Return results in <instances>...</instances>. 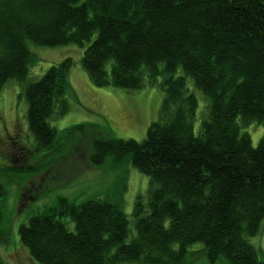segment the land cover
Masks as SVG:
<instances>
[{"label": "trees", "instance_id": "obj_1", "mask_svg": "<svg viewBox=\"0 0 264 264\" xmlns=\"http://www.w3.org/2000/svg\"><path fill=\"white\" fill-rule=\"evenodd\" d=\"M69 45L84 48L96 87L162 90L160 118L142 142L95 139L89 155L91 166L129 162L149 187L131 216L99 197H62L37 211L19 229L32 259L188 264L189 249L202 244L210 264H264L251 243L264 220V136L254 148L241 133L264 125V0H0V90L23 86L43 156L61 150L52 120L69 112L73 61L31 81V47ZM188 80L207 100L198 134ZM6 194L0 184V241Z\"/></svg>", "mask_w": 264, "mask_h": 264}, {"label": "rangeland", "instance_id": "obj_2", "mask_svg": "<svg viewBox=\"0 0 264 264\" xmlns=\"http://www.w3.org/2000/svg\"><path fill=\"white\" fill-rule=\"evenodd\" d=\"M31 51L38 61L30 68L31 81L39 80L52 66L71 58L72 91L68 96L69 112L52 120L61 150L50 154L47 153L51 150L43 151V156L28 128L27 102L21 96L23 86L11 82L0 90V184L7 193L2 208L5 237L0 241V259L6 264H38L22 246L19 229L37 211L55 206L59 198L80 204L99 197L122 206L131 216L136 200L146 197L148 177L127 161L109 158L102 166H91V144L95 139L142 142L151 124L159 120L163 103L159 87L131 92L94 86L82 66L84 48L80 46H32ZM177 74L182 75L180 71ZM188 89L198 100L194 123L198 134L208 115L207 100L192 80H188ZM241 133L248 134L256 148L264 136V125L243 126ZM69 227L73 229L74 225ZM135 235L132 224L127 242ZM251 243L264 261V220ZM187 263L210 264L202 244L189 249Z\"/></svg>", "mask_w": 264, "mask_h": 264}]
</instances>
